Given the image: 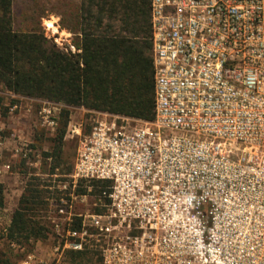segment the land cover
Here are the masks:
<instances>
[{
    "label": "built area",
    "instance_id": "obj_1",
    "mask_svg": "<svg viewBox=\"0 0 264 264\" xmlns=\"http://www.w3.org/2000/svg\"><path fill=\"white\" fill-rule=\"evenodd\" d=\"M150 26L153 118L69 125L75 160L47 205L62 247L17 264L96 245L100 264H264V0H150ZM92 182L101 210L77 212Z\"/></svg>",
    "mask_w": 264,
    "mask_h": 264
},
{
    "label": "trees",
    "instance_id": "obj_2",
    "mask_svg": "<svg viewBox=\"0 0 264 264\" xmlns=\"http://www.w3.org/2000/svg\"><path fill=\"white\" fill-rule=\"evenodd\" d=\"M12 3L0 0V87L20 97L61 104L59 126L50 138L51 150L44 153L52 161V173L64 162L63 142L71 107L153 118L154 70L148 19H116L122 11L116 0H103V15L110 19L83 22L80 42L72 51L58 46L40 26L14 28ZM7 112L0 94V116ZM87 185L90 191L81 183L77 191L97 199L105 187L98 182ZM45 191L37 182H27L1 235L9 245L29 243L48 232L35 218L38 207L48 205L43 199ZM4 201V184L0 181V207ZM94 210L101 208L96 206ZM66 259L70 264H100L101 260L94 247L67 250ZM0 264L15 263L0 252Z\"/></svg>",
    "mask_w": 264,
    "mask_h": 264
},
{
    "label": "rangeland",
    "instance_id": "obj_3",
    "mask_svg": "<svg viewBox=\"0 0 264 264\" xmlns=\"http://www.w3.org/2000/svg\"><path fill=\"white\" fill-rule=\"evenodd\" d=\"M30 4L31 0H13L14 28L28 30L32 26H40L47 36L54 38L52 23L46 21V16L43 19L38 18L40 14L46 15L44 13L46 0H35V5L31 6ZM55 37H59V35L55 34ZM60 42L63 44V41ZM0 94L3 96L4 106L8 108V112L0 116V181L4 184L5 198L4 206L0 207V252L10 257L15 264L30 252L51 260L55 254L54 248L62 247V238L51 228L46 204L44 208L38 207L39 210L35 215L40 224L48 230L44 237L36 240L31 239L29 243L22 241L20 245L11 246L1 235L6 232L12 213L17 207L28 181L37 182L40 188L46 190L44 200L48 201L53 197L51 192L56 191L55 186L58 183V179L54 180L53 174H67V170L72 169L79 140L76 136H71L66 132L62 156L64 162L52 173V161L44 153L51 150L50 138L59 126L61 104L52 105L44 100L22 98L1 87ZM13 105L16 107L10 111V107ZM44 108L50 110V116L55 120L53 126L48 125L42 119L40 111ZM70 110L68 127L69 125L82 126V131L87 132L95 115L82 107H71ZM24 144L31 151L27 153L22 151L20 148ZM96 204H98L96 196L87 194L83 203H77L76 210L83 213L93 210ZM93 247L98 251V245ZM64 254L65 259L61 264H70L66 259V252Z\"/></svg>",
    "mask_w": 264,
    "mask_h": 264
},
{
    "label": "crops",
    "instance_id": "obj_4",
    "mask_svg": "<svg viewBox=\"0 0 264 264\" xmlns=\"http://www.w3.org/2000/svg\"><path fill=\"white\" fill-rule=\"evenodd\" d=\"M116 3L122 9L116 19H122V17L124 19L142 18L148 19L150 24V0H116ZM30 5H35V0H31ZM102 5L103 0H46L44 10L46 15L40 14L38 18L43 19L46 16V21L52 23L53 40L58 46L61 48H77L76 43L80 42L82 36L83 22L100 19L107 21L110 19L108 16L103 15ZM55 34L59 37H55ZM60 41H63L64 45Z\"/></svg>",
    "mask_w": 264,
    "mask_h": 264
}]
</instances>
